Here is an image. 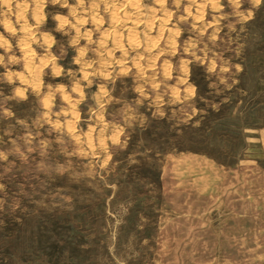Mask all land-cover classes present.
<instances>
[{
    "label": "rangeland",
    "instance_id": "1",
    "mask_svg": "<svg viewBox=\"0 0 264 264\" xmlns=\"http://www.w3.org/2000/svg\"><path fill=\"white\" fill-rule=\"evenodd\" d=\"M0 264H264V0H0Z\"/></svg>",
    "mask_w": 264,
    "mask_h": 264
},
{
    "label": "bare ground",
    "instance_id": "2",
    "mask_svg": "<svg viewBox=\"0 0 264 264\" xmlns=\"http://www.w3.org/2000/svg\"><path fill=\"white\" fill-rule=\"evenodd\" d=\"M40 12V11H39Z\"/></svg>",
    "mask_w": 264,
    "mask_h": 264
}]
</instances>
